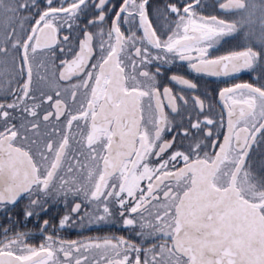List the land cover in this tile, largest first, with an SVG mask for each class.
I'll return each instance as SVG.
<instances>
[{
    "label": "snow or ice",
    "instance_id": "1",
    "mask_svg": "<svg viewBox=\"0 0 264 264\" xmlns=\"http://www.w3.org/2000/svg\"><path fill=\"white\" fill-rule=\"evenodd\" d=\"M0 210V264H264V0H0Z\"/></svg>",
    "mask_w": 264,
    "mask_h": 264
},
{
    "label": "flooded vegetation",
    "instance_id": "2",
    "mask_svg": "<svg viewBox=\"0 0 264 264\" xmlns=\"http://www.w3.org/2000/svg\"><path fill=\"white\" fill-rule=\"evenodd\" d=\"M239 75H240L241 79H248L249 78L247 74H239ZM5 219H6V214L2 210H0V222H3ZM109 230H115V229H107V228L97 229L95 226H93L91 228V234H97L98 232L103 233L104 231H109ZM69 232H70V235L72 237H75L78 234L76 229H70ZM79 234L88 235L90 233L87 229H85L83 232H81Z\"/></svg>",
    "mask_w": 264,
    "mask_h": 264
}]
</instances>
